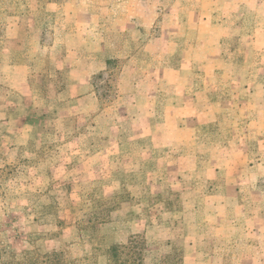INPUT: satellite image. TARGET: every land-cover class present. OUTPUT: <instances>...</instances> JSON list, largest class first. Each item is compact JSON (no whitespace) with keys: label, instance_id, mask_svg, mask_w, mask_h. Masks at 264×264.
Returning <instances> with one entry per match:
<instances>
[{"label":"rangeland","instance_id":"1","mask_svg":"<svg viewBox=\"0 0 264 264\" xmlns=\"http://www.w3.org/2000/svg\"><path fill=\"white\" fill-rule=\"evenodd\" d=\"M100 261L264 264V0H0V264Z\"/></svg>","mask_w":264,"mask_h":264},{"label":"trees","instance_id":"2","mask_svg":"<svg viewBox=\"0 0 264 264\" xmlns=\"http://www.w3.org/2000/svg\"><path fill=\"white\" fill-rule=\"evenodd\" d=\"M114 63H116V61H111V60H110V61H108L107 65L110 66V65H112V64H114ZM113 255H114V256H113L114 258H117V257H118L116 247L113 248Z\"/></svg>","mask_w":264,"mask_h":264},{"label":"crops","instance_id":"3","mask_svg":"<svg viewBox=\"0 0 264 264\" xmlns=\"http://www.w3.org/2000/svg\"><path fill=\"white\" fill-rule=\"evenodd\" d=\"M119 223H122V222H113V224H114L115 226H118ZM101 263H103V262L100 261L99 264H101Z\"/></svg>","mask_w":264,"mask_h":264}]
</instances>
